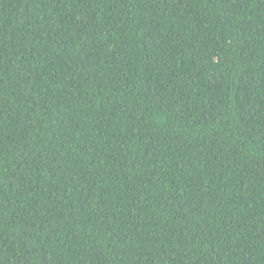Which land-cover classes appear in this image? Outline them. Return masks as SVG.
Listing matches in <instances>:
<instances>
[{"label":"trees","instance_id":"obj_1","mask_svg":"<svg viewBox=\"0 0 264 264\" xmlns=\"http://www.w3.org/2000/svg\"><path fill=\"white\" fill-rule=\"evenodd\" d=\"M0 264H264V0H0Z\"/></svg>","mask_w":264,"mask_h":264}]
</instances>
